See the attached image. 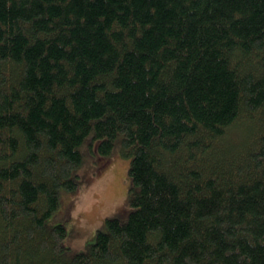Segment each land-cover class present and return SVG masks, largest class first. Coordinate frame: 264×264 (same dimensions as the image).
Here are the masks:
<instances>
[{"label": "trees", "instance_id": "trees-1", "mask_svg": "<svg viewBox=\"0 0 264 264\" xmlns=\"http://www.w3.org/2000/svg\"><path fill=\"white\" fill-rule=\"evenodd\" d=\"M86 145L133 210L70 256ZM0 264H264V0H0Z\"/></svg>", "mask_w": 264, "mask_h": 264}, {"label": "rangeland", "instance_id": "rangeland-1", "mask_svg": "<svg viewBox=\"0 0 264 264\" xmlns=\"http://www.w3.org/2000/svg\"><path fill=\"white\" fill-rule=\"evenodd\" d=\"M82 152L83 163L78 170L81 193L76 197L61 189L59 207L46 220L49 227L57 223L65 225L67 234L63 243L70 256L89 249L97 231L107 229V217L125 221L133 210L129 199L130 159L117 156L101 174L89 179L97 165L92 162L93 153L87 145Z\"/></svg>", "mask_w": 264, "mask_h": 264}]
</instances>
